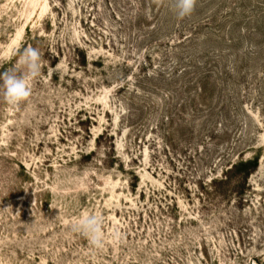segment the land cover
<instances>
[{
	"label": "rangeland",
	"instance_id": "1",
	"mask_svg": "<svg viewBox=\"0 0 264 264\" xmlns=\"http://www.w3.org/2000/svg\"><path fill=\"white\" fill-rule=\"evenodd\" d=\"M27 46L32 97H0V264H264V0L183 20L155 0H0V72ZM84 213L102 249L70 230Z\"/></svg>",
	"mask_w": 264,
	"mask_h": 264
},
{
	"label": "clouds",
	"instance_id": "2",
	"mask_svg": "<svg viewBox=\"0 0 264 264\" xmlns=\"http://www.w3.org/2000/svg\"><path fill=\"white\" fill-rule=\"evenodd\" d=\"M158 5L167 4L178 20L190 17L195 11L197 0H155ZM14 67L0 72V97L12 107H20L33 95V82L42 70V55L38 48L27 46L19 50ZM104 217L100 213H84L70 224V230L87 239L97 250L105 243ZM118 235V234H117Z\"/></svg>",
	"mask_w": 264,
	"mask_h": 264
},
{
	"label": "trees",
	"instance_id": "3",
	"mask_svg": "<svg viewBox=\"0 0 264 264\" xmlns=\"http://www.w3.org/2000/svg\"><path fill=\"white\" fill-rule=\"evenodd\" d=\"M140 2H143V0L142 1L140 0ZM116 18L119 19V16L117 15ZM140 18H142L141 14L136 13L135 20H131V21H133L135 24L137 22L141 23V21H139ZM258 165H259L258 157L246 161L243 158H241L239 161L236 162L231 161L229 164V168L223 171L222 175L220 176L221 179H219V181L221 183H227V182H231V180L235 178L241 180H247L250 177V175L257 170ZM217 180L218 177H216V179H214L213 181L217 182Z\"/></svg>",
	"mask_w": 264,
	"mask_h": 264
}]
</instances>
